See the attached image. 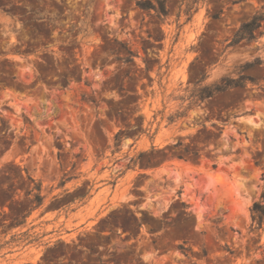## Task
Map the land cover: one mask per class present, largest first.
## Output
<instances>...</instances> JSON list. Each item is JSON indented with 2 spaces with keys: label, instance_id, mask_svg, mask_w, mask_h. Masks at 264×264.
<instances>
[{
  "label": "rangeland",
  "instance_id": "obj_1",
  "mask_svg": "<svg viewBox=\"0 0 264 264\" xmlns=\"http://www.w3.org/2000/svg\"><path fill=\"white\" fill-rule=\"evenodd\" d=\"M135 1L0 0V264H264V0Z\"/></svg>",
  "mask_w": 264,
  "mask_h": 264
},
{
  "label": "trees",
  "instance_id": "obj_2",
  "mask_svg": "<svg viewBox=\"0 0 264 264\" xmlns=\"http://www.w3.org/2000/svg\"><path fill=\"white\" fill-rule=\"evenodd\" d=\"M200 0H183L182 4L185 5L184 12L190 18L192 12L196 10V5ZM136 7L142 10H153L158 16H166L168 9L164 0H136ZM264 23V8L255 11V13L243 21L237 30L233 33L229 40V45H237L240 42L250 43L257 39L262 34L261 28ZM242 85V78L239 79H226L221 84H214L203 87L201 97H209L214 93L223 91L227 88ZM264 177V173H263ZM251 221L254 223L253 229L264 230V194L261 199L253 202L250 207Z\"/></svg>",
  "mask_w": 264,
  "mask_h": 264
}]
</instances>
